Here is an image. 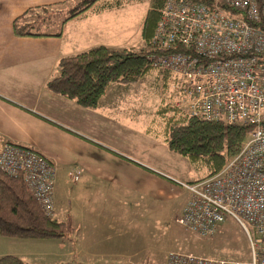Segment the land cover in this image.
I'll use <instances>...</instances> for the list:
<instances>
[{
  "label": "built area",
  "instance_id": "1",
  "mask_svg": "<svg viewBox=\"0 0 264 264\" xmlns=\"http://www.w3.org/2000/svg\"><path fill=\"white\" fill-rule=\"evenodd\" d=\"M154 70L190 116L254 125L215 174L180 182L187 200L178 223L211 236L232 218L245 231L248 261L171 251L165 264H264V0H166L151 35ZM0 170L21 177L39 206L54 211L55 166L31 147L5 143ZM80 171L69 175L77 181Z\"/></svg>",
  "mask_w": 264,
  "mask_h": 264
},
{
  "label": "crops",
  "instance_id": "2",
  "mask_svg": "<svg viewBox=\"0 0 264 264\" xmlns=\"http://www.w3.org/2000/svg\"><path fill=\"white\" fill-rule=\"evenodd\" d=\"M57 3L66 10L75 0H0V148L5 143L31 147L53 162V217L69 221L73 230L95 218L112 231L118 219L106 209L117 204V196L168 194L170 179L157 164H166L171 153L160 137L147 132L151 122L138 128L140 132L132 121L128 124L130 107L136 106L126 99L138 81L110 83L93 108L47 88L60 58L97 45L119 49L117 39L124 32L119 18L108 15L121 4L87 9L67 20L60 36L14 35L16 17L29 8ZM142 111L138 107L136 113ZM136 147L149 149L140 158ZM74 169L80 171L77 181L69 175ZM58 207L63 217L55 216Z\"/></svg>",
  "mask_w": 264,
  "mask_h": 264
},
{
  "label": "rangeland",
  "instance_id": "3",
  "mask_svg": "<svg viewBox=\"0 0 264 264\" xmlns=\"http://www.w3.org/2000/svg\"><path fill=\"white\" fill-rule=\"evenodd\" d=\"M120 1L122 5L108 13L111 17L119 18L118 24L124 28L117 39L118 47L138 50L144 46L141 38L142 20L151 6V0ZM66 10L62 8L63 12L57 15L58 20L70 13ZM46 29L55 32L60 30V26L56 23ZM134 87V94L129 95L131 99L127 96L126 100H134L136 110L142 107L143 111L138 114L131 106L127 121L128 124L132 121L139 132L138 128L153 121L155 109L161 100L183 110L176 106L171 97L170 84L165 81L162 72L152 70ZM161 124L159 118L154 120V127ZM165 148L170 151L166 146ZM148 149L136 147L135 154L143 158V151L147 152ZM169 153L171 154H168L170 157L166 164H157V168L170 179L166 180L172 186L168 189V194L161 197L141 193L128 197L117 196V204L106 209L118 219L115 230L111 231L101 220L93 218L89 219L87 227L84 225L82 229H78L73 226L72 235L61 240L0 236V255H16L29 264H165L170 251L215 259L248 261L251 249L247 235L232 218L226 219L216 233L207 237H199L178 223L188 197L180 182L202 178L207 172L204 168H195L183 156L171 151ZM57 210L62 213L57 211L55 216L63 217L64 211L60 207ZM89 247L90 251L86 253L85 250Z\"/></svg>",
  "mask_w": 264,
  "mask_h": 264
},
{
  "label": "trees",
  "instance_id": "4",
  "mask_svg": "<svg viewBox=\"0 0 264 264\" xmlns=\"http://www.w3.org/2000/svg\"><path fill=\"white\" fill-rule=\"evenodd\" d=\"M166 0H151L142 20L141 38L144 46L138 50L110 48L97 45L58 60L55 75L47 81V88L85 108H93L112 82L133 84L153 69L149 48L151 35ZM208 3L211 0H195ZM120 0H75L58 20L61 3L29 8L13 20L15 36H60L62 25L69 19L97 6L100 10L117 7ZM59 24V31L46 28ZM45 28V29H44ZM167 74L164 75L166 78ZM147 132L160 137L167 148L188 159L195 168H204L206 175L217 173L227 159L236 154L253 130L250 123L207 121L176 109L161 100L154 112ZM161 126L154 127L155 119ZM157 128V129H155ZM72 227L47 214L36 202L22 178L12 177L0 170V236L18 239L61 240L67 238ZM0 264H29L21 257L4 254Z\"/></svg>",
  "mask_w": 264,
  "mask_h": 264
}]
</instances>
